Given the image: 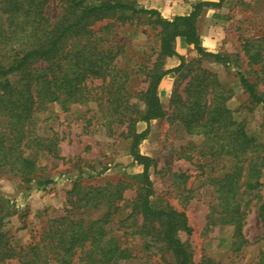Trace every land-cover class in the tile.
I'll return each instance as SVG.
<instances>
[{
    "label": "rangeland",
    "instance_id": "374dc122",
    "mask_svg": "<svg viewBox=\"0 0 264 264\" xmlns=\"http://www.w3.org/2000/svg\"><path fill=\"white\" fill-rule=\"evenodd\" d=\"M122 1L136 9L156 10L163 19L172 20L190 14L197 3L218 0ZM61 9L59 1L50 0L45 15L53 21ZM117 17L99 20L91 28L101 39L99 49L107 50L113 56L112 78L123 83L130 95L129 105L143 112L145 105L141 94L148 86L147 73L158 56L160 27L144 17L116 21ZM5 18L0 13L1 24ZM196 29L202 47L210 53L229 57L230 64L224 66L201 58L192 46L176 39L175 51L188 68L182 75L169 74L161 80L158 94L166 116L151 121L149 134L138 148L140 154L156 162V167L149 171L153 189L151 203L155 208L168 206L185 214L192 232L187 235L179 231L177 237L191 252L195 264L203 259L217 264H264V226L257 217L264 187L242 196L241 205H246L242 210L245 213L241 223L242 242L234 227L223 222L222 206L212 181L226 174L231 163L225 156H211L202 136L187 135L183 126L171 119L173 109L169 103L174 88L182 91L187 84L189 78L183 76L189 68L206 70L231 92L226 107L232 112L233 119L243 124L248 137L264 145V105L250 104L238 77V73L244 74L264 99V0H224L219 8H204L196 20ZM247 40L258 41L249 46ZM73 41L72 38L66 41L64 52L70 50ZM245 47L253 50L261 47L262 62L250 65ZM172 58L162 61L163 70L179 65V59ZM108 82L109 78L104 81L90 78L86 86L94 100L70 105L67 111L58 103H50L45 111L35 115L31 125L34 136L52 139L60 158L43 150L33 152L38 168L36 179L49 181L48 185L35 182L26 185L19 178L0 171V203L4 204L3 207L0 205V213H7L0 223V232L4 242L15 247L16 252L23 249L24 255L49 227L58 226L53 222L60 218L70 216L91 222L102 218L107 209L105 205L100 209L93 208L92 204L80 210L69 207L67 199L73 201L76 198L69 196L75 183L83 189L119 185L121 199L115 201L117 211L109 218L105 230L108 232L106 238L114 239L131 254V258L122 264L174 263L172 251L156 237L159 225L147 224L144 229L141 216L134 210L142 193L143 167L129 154L131 137L126 126L110 125L104 119ZM145 129L146 124L142 121L134 126L136 133ZM5 132L6 121L0 117V133ZM259 182L264 185V169ZM1 209H5L3 213ZM238 246L241 248L236 250ZM77 258L78 251L72 264H78ZM0 264L18 262L5 259ZM48 264L60 263L51 259Z\"/></svg>",
    "mask_w": 264,
    "mask_h": 264
},
{
    "label": "trees",
    "instance_id": "16d2710c",
    "mask_svg": "<svg viewBox=\"0 0 264 264\" xmlns=\"http://www.w3.org/2000/svg\"><path fill=\"white\" fill-rule=\"evenodd\" d=\"M49 1L0 0V13L6 17L4 25L0 23V117L6 121V132L0 133V171L19 178L26 185L32 182L48 185L49 181L36 179L38 168L33 152L43 150L56 159L60 158L52 139L34 136L31 125L35 115L45 111L50 103H58L67 111L70 105L94 100L87 89V80L109 78L104 119L110 125L126 126L131 137L129 154L137 165L143 167L142 193L134 210L141 216L144 229L147 224L159 225L156 237L172 251L173 264H195L191 252L177 237L179 231L187 235L192 232L186 216L168 206H152L149 171L156 167V162L140 154L138 148L149 134L151 121L166 116L158 94L161 80L169 74L182 75L188 68L175 51L177 38L192 46L201 58L224 66L230 64L229 57L210 53L202 47L196 29V20L202 10L219 8L224 0L197 3L190 14L172 20L163 19L156 10L136 9L122 0H57L62 9L53 21L45 15ZM113 16H118L116 21L144 17L160 27L158 56L147 73L148 86L141 94L145 105L143 112L129 105L130 95L123 83L112 78L113 56L107 50L99 49L101 39L91 28L97 21ZM71 38L74 39L72 46L64 52V44ZM257 41L247 40L246 44L251 46ZM252 50V47H245V56L250 65H258L262 62L261 47ZM172 57L179 59V65L163 70L162 61ZM238 77L250 104L264 105L255 84L242 73H238ZM183 78H189L184 89L179 91L175 87L169 100L173 109L171 119L183 126L187 135L205 138L204 144L211 156H225L231 163L226 174L212 181L222 206L223 222L232 225L237 238L244 242L241 223L246 205H241L242 196L264 187L259 182L264 169V145L248 137L243 124L233 119L232 112L226 107L231 92L215 75L200 68L195 71L189 68ZM140 121L146 124V129L136 133L134 126ZM29 150L31 152L26 154ZM84 189H88L87 192ZM84 189L75 183L69 196L75 195L76 198L73 201L67 199V204L72 210L85 209L90 204L95 209L105 205L106 212L98 222L71 219L70 216L60 218L53 222L58 226L49 227L24 255L23 249L16 252L15 247L5 243L0 232V261L15 259L18 264H48L55 259L60 264H72L77 251L78 264H122L128 261L131 258L129 251L121 248L114 239L106 238L108 232L105 230L109 218L117 211L114 205L121 199L122 189L119 185ZM0 205L3 207V202ZM6 214L0 213V223ZM257 217L264 226V195ZM240 248L238 246L236 250ZM198 264L217 263L203 259Z\"/></svg>",
    "mask_w": 264,
    "mask_h": 264
},
{
    "label": "crops",
    "instance_id": "0c3cea01",
    "mask_svg": "<svg viewBox=\"0 0 264 264\" xmlns=\"http://www.w3.org/2000/svg\"><path fill=\"white\" fill-rule=\"evenodd\" d=\"M179 46H180V41H179V44H178ZM171 59H173V58H171ZM170 60V59H169ZM171 62V61H170ZM160 85H162V82H161V84Z\"/></svg>",
    "mask_w": 264,
    "mask_h": 264
}]
</instances>
